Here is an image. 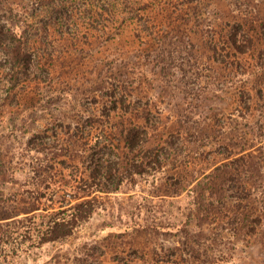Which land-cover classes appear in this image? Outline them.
I'll list each match as a JSON object with an SVG mask.
<instances>
[{"label": "rangeland", "instance_id": "1", "mask_svg": "<svg viewBox=\"0 0 264 264\" xmlns=\"http://www.w3.org/2000/svg\"><path fill=\"white\" fill-rule=\"evenodd\" d=\"M263 23L264 0H0L1 206H28L19 184L36 180V158L44 156L37 148L64 142L79 114L110 100L108 92L147 107L157 119L153 142L169 137L180 153L155 180L103 193L68 239L39 246L48 210L78 202L43 199L18 216L35 214L9 228L16 233H0V264H264V85L256 82ZM234 30L256 36V49L231 54ZM12 33L26 36L34 57L15 89L7 75ZM121 121L147 124L138 109L114 114L113 129ZM245 146L259 158L262 222L254 234L236 223L229 191L215 188L226 183L215 168ZM178 170L187 174L182 194H158L164 176Z\"/></svg>", "mask_w": 264, "mask_h": 264}, {"label": "trees", "instance_id": "2", "mask_svg": "<svg viewBox=\"0 0 264 264\" xmlns=\"http://www.w3.org/2000/svg\"><path fill=\"white\" fill-rule=\"evenodd\" d=\"M11 36L14 42L8 47L10 69L7 75L8 81H11L10 88L15 89L17 81L28 76L34 57L26 36H19L18 33H12ZM256 39V36L239 34L238 30H234L229 34L226 43L233 50L231 54L239 55L254 51ZM263 51L264 49L261 50ZM258 80L261 81L259 85H264V66L256 73L257 83ZM114 92L107 93L110 100L102 102L101 106L93 107L88 114H79L77 130L68 131L69 136L64 142L60 144V141L50 144L42 142L41 147L37 148L44 156L36 158L33 168L36 180H33L32 185L19 184L21 194L27 193L30 196L28 206L15 210L14 206L0 205L2 238L10 236V233H16L17 230L10 232L9 228L12 226L22 225L24 221L34 218L35 214L23 218L18 216L41 208L40 202L43 199L50 201L51 205L57 202L65 204L68 201L66 204H71L72 200H78L59 212L49 211L48 208L46 216L49 219L39 224L40 234L35 242L42 246L47 242L66 240L96 213L103 193L127 191L132 185L135 187L140 179L150 176L155 180L159 172H164L179 161L178 146L174 145L169 137L163 141L153 142L158 128H153L155 132L149 130L150 126L157 125V119L152 118V112L147 107L139 109L136 103ZM131 109H138L147 124L130 128L125 121H121L113 129L114 114ZM70 125L72 124H69V127ZM158 137L162 139L160 135ZM59 138L57 136L58 140ZM249 147H241L232 154L235 156L241 153L240 155L215 168L217 171L224 170L226 178V183H223L221 188H215L219 195H225L224 192L229 191L227 196L234 200L230 207L233 209L236 223L249 228L247 233L254 234L257 231L254 228L262 222L257 214L258 192L256 193V189L259 190L260 187L257 185L260 172L259 163L256 161V159L259 161V158L250 151L243 153L250 149ZM59 155H64L66 159H60ZM58 160L59 163H64L62 168L56 166ZM186 178L187 174L181 170L164 176V182H161L164 187H159L157 193L161 194L159 192L164 191V194L173 196L182 194L186 188L182 180ZM212 188L214 186L210 187ZM113 225L115 226L113 222H106L104 228ZM31 229V226L24 228L27 232L25 234H28L25 238H33L29 234Z\"/></svg>", "mask_w": 264, "mask_h": 264}]
</instances>
